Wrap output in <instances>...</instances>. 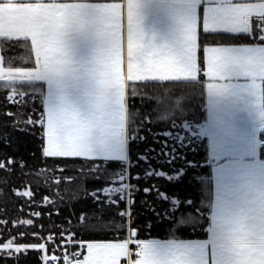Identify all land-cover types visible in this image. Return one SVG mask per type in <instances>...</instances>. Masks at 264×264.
Returning a JSON list of instances; mask_svg holds the SVG:
<instances>
[{"label": "snow or ice", "instance_id": "snow-or-ice-1", "mask_svg": "<svg viewBox=\"0 0 264 264\" xmlns=\"http://www.w3.org/2000/svg\"><path fill=\"white\" fill-rule=\"evenodd\" d=\"M44 2L47 7L34 21L30 34H0V38L9 42L30 41L35 59L30 62L31 66L25 67H38V61L52 62L51 70L20 78L21 74L13 71L19 67H5V58L0 55V70H5L0 81L9 86L3 89L5 98L9 90L15 91L10 86L19 83L32 89L19 106H25L32 96L42 100V115L31 123L38 124L44 132L45 156L85 158L90 164L107 162L116 166L111 173L105 168L104 174L110 177L118 174L119 180L108 179L94 196L97 203L107 201L110 208L118 209L121 203L127 208L125 194L131 199V193L136 191L130 182H125L124 170L130 162L133 134L139 135L134 125L151 122L150 118L136 115L131 101L141 97L133 95V86H144L145 91H150L149 83L175 85L168 93L161 91L159 99L156 93L151 99L144 97L155 106L153 116L165 113L160 122L168 126L163 141H157L161 144L157 156L164 159L168 168L145 170V174L149 180L180 182L188 167L195 163L185 160L173 167L180 159L177 148L189 142V133L184 127L188 113L180 108L178 97L193 91L212 68H223L245 57H259L260 63L254 67L241 65L245 68L244 75L264 80V47L236 48L224 42L205 47L201 40L208 36L248 34L260 41L257 44H264V35L256 36L264 33V13H253L245 21L230 14L225 7L235 0ZM253 21L255 30L250 31ZM35 45L39 46V56ZM194 56L200 69L195 77L190 73ZM161 63L175 74H153V69ZM239 110L247 115L236 118L230 109L210 102L206 118L197 129L199 137L207 138L212 166L207 196L201 192L198 201L182 200L155 185L140 189L145 194H154L161 204L176 206L161 209L159 213L149 206L147 210L154 216L159 218L167 213L173 224L180 222L181 217L190 216L191 224L185 227L195 229L199 224L207 232V239H181L177 235L164 240L141 239L138 229L133 228L129 235L128 227L113 231L99 224L91 233L110 232L114 239L87 242V255L83 259L76 254L69 258L65 253L63 260L52 257L50 264H248L250 251L264 250V88L259 89L258 95L249 96ZM151 158L150 153L143 157ZM4 169L5 165L0 163V170ZM136 179L139 181L140 177ZM101 195L103 199H98ZM181 208L190 212H180ZM115 215L125 224L130 218L121 211ZM27 224L33 225V221L28 220ZM117 232H123L124 238H116ZM71 239V248L81 246L75 235ZM29 249L46 251L47 246L22 245L16 240L0 244V250L15 253H26Z\"/></svg>", "mask_w": 264, "mask_h": 264}, {"label": "trees", "instance_id": "trees-1", "mask_svg": "<svg viewBox=\"0 0 264 264\" xmlns=\"http://www.w3.org/2000/svg\"><path fill=\"white\" fill-rule=\"evenodd\" d=\"M259 35L264 33L256 34L257 37ZM201 40L204 46L220 42L226 44L260 42L258 39L250 38L248 34L208 36L201 37ZM0 52L5 58V67L30 68L25 66H31L30 62H34L35 59L30 41L9 42L0 38ZM201 79L196 83L193 91L182 93L178 97L180 108L188 113V121L184 127L189 133V142L177 148L180 159L173 167L180 166L185 160L195 163L188 167L186 175L180 182H167L162 178L149 180L145 174V170L166 171L168 168L164 159L157 156L161 147L157 141H163V133L168 130V126L160 122L165 113L161 112L153 116L155 106L144 97L151 99L153 93H156V98L159 99L158 94L161 91L168 93L175 85L165 86L164 82L149 83L147 87L150 91H145L144 86L139 88L133 86V95L141 97L131 101L135 105V113L142 119L150 118L151 122H138L134 125L139 135L133 134L135 139L130 145V162L126 164L124 179L125 182H130L136 191L131 193V199L125 194L127 208L121 203L118 209L108 207L107 201L103 204L97 203V199L94 198L105 181L110 178L119 180L118 174L111 177L104 174L105 168L111 173L116 166L108 165L107 162L103 165L90 164L85 158L45 156L42 151L45 146L44 132L38 124L31 123L42 115V100L32 96L26 105L21 107L19 105L32 89L21 87L17 83L10 86L15 91L9 90L5 98L3 89L9 86L0 81V163L5 165V169L0 170V244L9 240H16L19 244L45 243L47 252L63 260L65 251L76 249L68 244L72 242L73 235L78 242L114 239L110 232L99 229L97 231H100V234H92L91 230L99 224L113 231L124 227H128L129 232L133 228L138 229L141 239H170L172 235H177L181 239H206L208 234L201 230L199 224L195 229L185 227L191 224L190 216L181 217V221L177 224H173L167 213L159 218L154 216L147 210L149 206L154 207L157 213L161 209L176 206L169 203L161 204L155 199L154 194H145L140 190L151 184L169 195L175 194L182 200L194 201H198L201 192L205 196L208 195L207 184L212 175L208 141L199 137L193 130L195 125L206 118V77ZM152 149H156V152H152ZM149 153L152 158L143 159ZM137 176L140 177L139 181L136 179ZM29 191L32 195H21ZM98 199H103V195ZM204 203L207 204V201ZM117 211L124 212L130 217L127 224L115 215ZM185 211L190 212L180 209V212ZM28 220H32L33 225H28ZM203 227L206 228L207 223H204ZM60 236L64 239L61 240ZM124 236L123 232L116 234V238H124ZM43 254L44 251L31 249L26 253L0 250V264H45Z\"/></svg>", "mask_w": 264, "mask_h": 264}, {"label": "crops", "instance_id": "crops-1", "mask_svg": "<svg viewBox=\"0 0 264 264\" xmlns=\"http://www.w3.org/2000/svg\"><path fill=\"white\" fill-rule=\"evenodd\" d=\"M47 2V0H46ZM47 5L44 0H0V34L2 35H28L31 32L34 21L43 14ZM230 14H235L242 17L245 21L248 20L253 13H264V0H235V3L225 6ZM206 15L211 17V14L207 11ZM195 24L196 15L192 13V29L193 37H195ZM208 26H212L209 23ZM255 26H250V31H253ZM256 42L250 43H237L226 44L236 48H256L264 47V44H257ZM211 45V44H210ZM36 46L37 55L40 54L38 45ZM209 46V45H207ZM205 46V47H207ZM34 52V50H33ZM128 54H130V49ZM1 55V52H0ZM35 56V54H34ZM205 59H209L207 53ZM260 63L259 57H245L241 61H233L226 67H214L207 73L205 82V107L206 114L208 112L209 103L216 102L218 105L230 109L236 118L246 116V112H242L239 109L243 108L245 102L249 96L258 95L259 89L263 88L264 80H256L255 77L244 75L245 68L241 65L248 67H254ZM38 67L30 68H18L14 69V72L20 73V78H26V76L42 73L46 70H51L52 62L38 61ZM210 68L211 61L209 60ZM5 70H0V76L4 75ZM199 71L195 63V56L193 57L190 73L192 76H196ZM206 71V67H205ZM153 74L169 75L175 74L173 70L164 64H157L153 69ZM238 101V102H237ZM190 127V125H187ZM199 124L194 126V133L199 135L197 131ZM259 132V130H258ZM207 139V138H206ZM46 144V141H45ZM259 184V181H257ZM131 235V231L129 232ZM208 238V237H207ZM206 238V239H207ZM164 240V239H160ZM98 242V241H90ZM85 242L84 244H86ZM84 256L87 255L84 251ZM248 264H264V250L250 251L248 253Z\"/></svg>", "mask_w": 264, "mask_h": 264}, {"label": "rangeland", "instance_id": "rangeland-1", "mask_svg": "<svg viewBox=\"0 0 264 264\" xmlns=\"http://www.w3.org/2000/svg\"><path fill=\"white\" fill-rule=\"evenodd\" d=\"M6 243H8V241L6 242ZM6 243H3V244H6ZM71 243L72 242H69L68 244L69 245H71ZM80 243V247L79 248H81L82 250H83V252L85 251V242H79ZM41 244H45V243H41ZM22 245H39V244H22ZM46 245V244H45ZM68 251V250H67ZM66 252V251H65ZM85 253V252H84ZM44 260H45V264H49V261H51L52 260V257H56V256H53L52 254H50L49 252H47V250L46 251H44ZM84 255V254H83Z\"/></svg>", "mask_w": 264, "mask_h": 264}, {"label": "built area", "instance_id": "built-area-1", "mask_svg": "<svg viewBox=\"0 0 264 264\" xmlns=\"http://www.w3.org/2000/svg\"><path fill=\"white\" fill-rule=\"evenodd\" d=\"M250 17H251V16H250ZM252 26H255L254 21H253V23H252ZM65 253H68L69 258H71V256H72L73 254H76V255L78 256V258H82L83 255H79V254H80V253H83V254H84V252H83V250H82L81 248L70 249V250L66 251ZM65 253H64V254H65ZM64 254H63V256H64ZM53 256H55V255H53Z\"/></svg>", "mask_w": 264, "mask_h": 264}]
</instances>
